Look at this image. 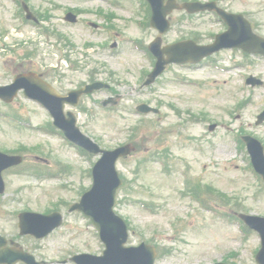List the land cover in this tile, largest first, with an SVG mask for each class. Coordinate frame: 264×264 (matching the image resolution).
I'll return each instance as SVG.
<instances>
[{
  "label": "rangeland",
  "instance_id": "rangeland-1",
  "mask_svg": "<svg viewBox=\"0 0 264 264\" xmlns=\"http://www.w3.org/2000/svg\"><path fill=\"white\" fill-rule=\"evenodd\" d=\"M56 2L62 5L60 9L52 7ZM224 3L233 11L247 9L251 17L256 19V24L259 23V31L264 33V0H225ZM31 5L35 9L40 7L42 12L50 9L54 17L48 26L65 32L76 47L86 49L88 55L83 58L85 62L93 64L102 54V60L108 59L114 65L116 76L112 78L108 74V77L117 80L119 84H115V88L123 94L118 109L112 112L102 108L100 100L110 92H99L87 100V104L94 107V112L89 114L83 111L79 121L81 128L103 146L113 148L128 139L131 126L140 120L133 109L142 101L160 105L164 125L178 119L167 106L170 99L178 100L183 109L206 114L207 118L201 121L192 124H185L184 121L183 126L177 125L179 135L175 132L163 144L170 145L172 149L171 171L164 170L157 159L140 162L146 149L149 151L159 145L153 140L149 142L148 137L143 150L122 162L120 169L131 180L132 189L121 191L117 209L135 228L130 232V242L136 244L154 237L158 244L171 248V253H164L157 264H207L225 258L237 264H256L255 254L260 248V237L256 232H249L248 239L242 242L241 234L237 231L238 222L202 210L181 191L186 178L185 171L189 169L190 174L201 175L204 183H212L243 202L250 213L264 215V187L248 167L251 161L246 147L240 149L236 139L238 129L243 127L247 133L264 142V123L256 124L257 115L264 109V59L254 58L255 65L249 66L250 71L247 72L262 79V85L244 86L242 76L246 66L220 71L206 64L182 70L188 78L203 81L201 86L173 80L169 72L153 87L144 88L141 84V66L146 63L133 50L130 42L124 40L115 55L87 45L89 42L105 41L104 33L89 35L86 26L88 20L106 24V20L95 12L98 8L119 14L118 18L107 21L115 23L127 36H140L147 42L153 40L156 31L152 28L145 31L138 28L132 4L128 3L124 7L126 10L112 8L105 0H31ZM66 7L89 8L93 11L84 13L79 22L73 24L64 20ZM13 8L12 1H0V29L7 32L0 42V84L9 83L15 72L25 70L28 66L45 68L46 65L55 64L56 56H53L52 47L42 36L35 35L29 27L22 31L17 29L18 22L12 17ZM173 18L178 19V22L167 35L165 43L188 37L194 31L203 34V38H207L205 42H211L208 38L211 29H221L218 24H211L208 17L185 19L181 13L175 12ZM28 52L31 53L29 58L21 57ZM220 55L219 63L228 64L231 57L229 50ZM75 56L82 59L79 54ZM60 71L66 77L62 85L65 88L74 87L78 80L87 77L75 68ZM248 97L247 106L236 110L238 102ZM2 112L12 115L18 112L17 116L24 120L31 115L33 124H43L49 120L46 110L24 97L14 102L13 107L2 104ZM154 117V114L148 116ZM212 123L217 124L215 130H210ZM20 144L28 147L38 145L42 151L40 154L28 153V161L36 160L53 167L58 166L60 161L72 165V171L65 175L61 173L64 170H61L57 178L48 175L38 177L32 171H12L6 178L7 189L3 196L7 212L0 210V233L8 238H13L14 232L18 231L15 212H21L27 207L44 212L48 208H64L62 199L70 202L77 200L79 192L92 182L86 169L92 167L96 160L94 156H80L75 149L65 146L59 136L28 128L0 114V147L15 149ZM62 182L68 187L60 188ZM134 200L147 201L154 211ZM66 218L67 225L56 229L47 239H23L38 260L75 264L70 261L72 253L88 251L99 254L103 250L104 245L99 241L93 226L85 228V224L75 214H69ZM179 218L186 225L181 233H176L175 224H181ZM72 235L75 237L69 241ZM232 253L237 255L232 256Z\"/></svg>",
  "mask_w": 264,
  "mask_h": 264
}]
</instances>
